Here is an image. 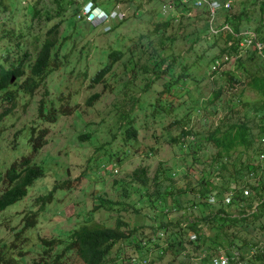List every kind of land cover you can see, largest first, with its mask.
<instances>
[{
  "label": "trees",
  "instance_id": "1",
  "mask_svg": "<svg viewBox=\"0 0 264 264\" xmlns=\"http://www.w3.org/2000/svg\"><path fill=\"white\" fill-rule=\"evenodd\" d=\"M39 1L28 0L23 6L30 18L42 16V6L38 5ZM52 1L53 7L51 10L44 9V17L46 19L56 18L44 29V36L35 50L32 60L28 63L27 73H24L22 67V60L27 57L25 51L16 58L15 63H10L9 66L0 65V89H3L4 97L9 101V106L0 111V116L14 104V93L12 88H7L8 83L12 82L18 88L31 94L52 69L63 64L64 52L60 53V47L65 38L57 40L56 35L58 26L65 16L74 15L76 18L86 21L79 14L80 5L84 0ZM91 1L105 11L117 5V9L122 12V17L116 20L112 19L110 22L113 23L106 30L101 27L105 33L114 31L113 42L105 44L108 47L105 51L107 61L102 60V63L89 75L91 83L101 82L103 85H107L112 74V65L125 52L134 53V59L130 60L129 58L130 62L123 69L127 78L121 86L124 87L125 92L129 93V99L133 103L150 89L155 90L157 94L153 100H146L144 104L149 113L152 112L151 115H155L157 118L162 116L161 110L168 112L179 105L172 106V100L178 96L177 93L182 88L180 83L185 79H194L189 76V67L201 55L196 52L194 57L188 60V52L195 51L202 42H207V34L209 36L219 34L224 38V46L219 48L218 54L209 58L207 62L223 54L237 55L241 47H244L238 45L237 38L226 30H221L213 35L209 34L206 22L207 12L203 7L195 8V13L191 17L180 14L174 18L171 10L164 14L160 13V5L164 0H145L143 15L149 25L135 35L137 40L135 47L137 48L132 49L123 43L124 36H117V33L119 25H125L126 17L129 15L128 11L133 14V9L142 4H134L132 0ZM131 5L135 6L131 7ZM228 9H221L223 11L217 13L216 22L219 17H222V20L230 24L233 30H241L243 28L241 22L248 19V17L243 19L245 11L241 9L240 13L229 14ZM257 10L258 15L253 29L256 32H261L264 29V0L257 1ZM27 25L29 26V20ZM187 26L192 28L183 30ZM177 36L183 46L181 51L175 48ZM26 37L25 32V39ZM258 39L264 43V33L260 34ZM149 48L153 54H148ZM262 51L264 53V46H262ZM255 55V49L251 47L249 54L244 58L246 62L241 58L237 59L242 79L232 71L222 72L225 77L224 82L213 89V99L211 100L213 112H215L216 101L220 100V96L229 95L236 84L242 83L257 91L261 97L259 103L251 106L252 113H247V110H235L236 115L222 113L206 131H199L198 128L188 125V119L181 121V117H174L167 123L168 125L180 124L179 133L170 134L169 140L178 142V148L182 149V153L189 155L190 161L187 169H184L185 171L189 169V165L198 166L196 171L189 170L196 177V186L174 185L171 165L161 161L157 162L150 177L143 165L135 166L130 171V183L135 188H140L139 194L144 192L145 196L143 199L140 197L136 199L141 203L144 200L152 209L158 203V207L163 210L156 225L144 223L136 226L122 218L120 210L130 207L133 212H137L142 206H135L128 199L127 188L122 185L121 198L113 199L95 194L93 204L84 214L82 222L70 227L64 236L48 238L39 236L42 253L37 259H32L25 264H69L71 254L77 256L82 264H104L116 243H124L125 249H131L134 252L129 256V253L123 250L122 257H126L128 264H190L182 250L193 254L205 251L200 260L203 264H208V257L212 251L217 248L227 250L230 247L247 248L249 254L245 260L246 263L251 261L252 264H264V170L258 171V165L251 163V159L244 162L243 158H240L237 163L233 161L234 158L230 162L228 161L235 151L247 155L250 150V154L253 155L261 148L259 138L264 136V58L260 59L257 56V60H255L253 59ZM209 69L213 71L215 68L211 69L209 66ZM13 78L14 80H12ZM136 78L142 79V82L134 87L132 82ZM173 84L179 89L172 91ZM17 87L14 88L15 91ZM133 88H136L138 94H133ZM44 92L47 93L48 90ZM98 96V91L91 92L86 97L85 104L90 105ZM233 100L237 101L238 98L230 97L226 100L231 110ZM43 105L44 100L41 97L38 100L37 114L46 122L54 121L57 113H63V110L55 111L53 106L44 109ZM64 111L66 112L68 109H64ZM126 111L128 110H125L120 117H125ZM184 114L187 115L188 112L185 111ZM130 120H132L131 117L125 123L118 124V126L122 125L120 132L125 139L134 137L137 131L130 124ZM47 128L46 125L37 127L35 123L29 126L28 139L31 142V153L44 144ZM79 135L85 137L88 134L84 132ZM179 136H181V140L178 139ZM151 149V146H147L144 154H148ZM252 155L250 157H253ZM203 156L207 157V165L212 168L211 173L202 166ZM114 158H118L117 155ZM107 168L111 172L117 171L116 167L112 165ZM250 169L254 170L256 177H249ZM43 174L42 165L35 162L29 153L21 154L17 159L11 160L0 174V182L4 183L3 188L0 189V210L20 199L26 193L27 186L36 177ZM215 177L219 178L218 184L214 182ZM70 181V178H66L60 182L52 183L46 192L37 194L34 198L38 204L37 209L40 210L44 204L51 202L53 191L69 184ZM148 183L152 184V190L146 192ZM242 186L248 189L247 194L242 193ZM228 188L233 190L232 195L229 201L223 202L220 200V196ZM188 189H195L191 198H181L180 194ZM209 196H215L217 199L208 201ZM167 197L170 200L168 203H166ZM167 204L172 208L162 206ZM197 204H203L205 209L200 212H191L193 207H197ZM100 207L116 211L111 225L92 220L93 211ZM182 209L184 212H181ZM38 210L28 209L22 214V224L15 230L14 237L22 230L36 225ZM145 227L148 228L147 231H145ZM191 233L194 234L193 238L189 237ZM220 244L227 247L218 246ZM8 245L0 251V264H17L18 258L22 255V249L17 250V255H14ZM153 251L155 252L153 253ZM239 253V258L242 259V254L240 251Z\"/></svg>",
  "mask_w": 264,
  "mask_h": 264
},
{
  "label": "rangeland",
  "instance_id": "2",
  "mask_svg": "<svg viewBox=\"0 0 264 264\" xmlns=\"http://www.w3.org/2000/svg\"><path fill=\"white\" fill-rule=\"evenodd\" d=\"M27 1L0 0V65L9 66L10 63H15L16 58L25 51L27 57L22 60L24 73H27L28 63L32 60L44 36V29L56 18L46 19L44 17V9L51 10L53 7L52 0H40L38 5L42 6V16L34 18H30L27 11L23 9ZM144 1L132 0L134 4L142 5L134 8L133 14L128 11L129 15L126 17L125 25H119L117 36H124L123 43L132 49L137 48L135 47L137 44L135 35L149 25L143 15ZM257 1L229 0L230 5L227 12L229 14L240 13L243 9L245 11L243 19L246 17L248 19L241 20L242 29H253L258 15ZM177 9L178 7H175L171 12ZM221 11L223 10L218 9L215 17ZM194 13L195 11L191 10L189 16L191 17ZM28 20L29 26L27 25ZM111 20L108 23H113L110 22ZM217 20L221 21L222 17ZM101 27L102 23L92 25L89 20L86 22L74 15L65 16L58 26L56 35L57 40L65 38L60 47V53L64 52L63 64L52 69L31 94L18 88L12 82L8 83L7 88H12L14 93V104L0 116V174L11 160L28 153L35 162L42 165L44 170L42 176L36 177L27 186L26 193L20 199L0 210V251L4 250L8 244L14 255H17V250L22 249V255L18 258L17 264H25L32 259H37L42 253L39 236L46 238L64 236L70 227L82 222L84 214L93 204L95 194L113 199L121 198L122 185L127 188L128 199L135 206L142 205L137 212H133L130 207L120 210L122 218L136 226L144 223L156 225L163 210L158 207L157 202L155 209L154 207L152 209L144 200L141 203L136 199L137 197L143 199L145 196L144 192L139 194L140 188H135L130 183L132 168L143 165L150 177L157 162L161 161L171 165L173 184L182 186H196V177L189 170L198 169V166L189 165V169L184 170L189 164V155L182 153V149L178 148V142L169 140L170 134L179 133L180 124L168 125L167 123L174 117H181V121L188 119V125L198 128L199 131H206L222 113L236 115L235 110H247V113H252L251 106L260 102L261 97L257 91L245 84H236L229 95L220 96V100L216 101V111L213 112V102H211L213 89L224 82L225 77L222 72L232 71L242 79L237 59L241 58L246 62L244 58L249 54L251 47H241L237 55L223 54L220 57H214L219 61V66L210 71V62L214 58L211 59L212 61H207L218 54L219 48L224 46V38L219 34L213 36L207 34V42H202L195 51L188 52V60L193 58L196 52L201 55L189 67V76L194 79H185L180 83L182 88L178 91V96L172 100V106L179 105L168 112L161 110L162 116L157 118L151 115L152 112L149 113L144 104L146 100H153L157 94L155 90L150 89L133 103L129 99V93L125 92L124 87L121 86L127 78L123 69L130 60L134 59V53L125 52L112 65V74L107 85L101 82L91 83L89 75L102 63V60L107 61L105 51L108 47L105 44L113 42L114 31L105 33ZM190 27L187 26L183 30H189L192 28ZM255 33L258 37L264 33V29L261 32L255 31ZM179 40L177 36L175 48L181 51L183 46ZM148 54H153L150 48ZM255 54L253 59L257 60V56L262 59L256 51ZM15 80L18 81V79ZM141 82L142 79L136 78L132 83L135 87ZM173 85L172 91L179 89L175 84ZM2 90L0 89V111L9 106V101L4 97ZM46 90H48L47 93L44 92ZM93 91L99 92L98 98L90 105L85 104L86 97ZM132 92L138 94L136 88H133ZM41 97L44 100V109L53 106L57 112L63 110V113H57L56 119L52 122H46L37 114L38 100ZM162 97H164L163 94ZM230 97L238 98L237 101L233 100L232 110L226 102ZM64 109L68 111L65 112ZM125 110H128L127 115L120 117ZM185 111L188 112L187 115L184 114ZM129 117L132 118L130 124L137 131L134 137L125 139L120 132L122 125L118 126V124L125 123ZM32 123L37 124V127L48 126L44 144L33 153H31V142L28 139L29 126ZM84 132L89 136L79 135ZM178 139L181 140V136ZM147 146H151L152 149L145 155L144 150ZM250 153L248 150L247 155H242L235 151L228 161L234 158L233 161L237 163L238 159L243 158L244 162L251 159V163H254L256 152L253 155ZM115 155L118 158H114ZM251 155L253 157H250ZM207 163V157L203 156L202 166L211 173L212 168ZM111 165L116 167V172H111L107 168ZM66 178L71 179L70 183L55 189L52 193V201L38 210L35 196L46 192L52 183ZM214 182L218 184L219 178L215 177ZM3 186L4 183L0 182V189ZM150 190H152V184L148 183L146 192ZM194 192L195 189H188L181 193L180 197L189 199ZM168 202H170L169 197L166 198V203ZM162 206L171 207L169 204ZM28 209L38 210L36 225L22 230L14 237L15 230L22 224V214ZM203 209H205L203 204H197L191 212H200ZM115 212L114 209L97 208L93 211L92 220L111 225ZM181 212H184V209ZM147 230L148 228L145 227V231ZM218 246L227 247L222 244ZM238 249L242 254L240 264H252L251 261L245 262L249 254L248 249L245 247ZM123 250L128 252L129 256L134 253L131 249H125L124 243H116L104 264H128L126 257H122ZM69 264L82 263L77 256L71 254Z\"/></svg>",
  "mask_w": 264,
  "mask_h": 264
},
{
  "label": "built area",
  "instance_id": "3",
  "mask_svg": "<svg viewBox=\"0 0 264 264\" xmlns=\"http://www.w3.org/2000/svg\"><path fill=\"white\" fill-rule=\"evenodd\" d=\"M117 6V5H116ZM114 6L110 8L108 11L100 8L99 6L95 5L91 0H84L79 8V14L84 18L89 20L92 24L102 23V29L106 30L110 23H108L111 19H119L122 17V12ZM179 6V7H178ZM175 7L178 9L174 12V18L179 16L180 14L189 15L191 10L195 8L203 7L206 9L207 12V26H208V33L213 35L221 30L228 31L231 35L237 38L238 45L241 46H250L255 49V51L264 58V53L262 51V43L256 36V33L252 29H242L235 31L233 30L225 20H221L216 22L215 14L218 9H227L229 7V0H164L163 3L160 5V13L164 14L168 10H172ZM219 66V61L214 59L211 62V69L216 68ZM260 143V150L255 154L254 164L258 165V171L264 170V136L259 138ZM249 177H256V173L254 170L250 169L248 171ZM241 191L243 194L248 193V189L246 187H241ZM233 190L228 188L221 196L220 200L223 202H227L230 200V196L232 195ZM217 199L215 196H209L208 201H214ZM190 238L194 237V234H189ZM205 251H201L198 254H193L191 252H186L182 250L183 254H186L187 260L190 264H203L200 260L201 256L204 255ZM212 254L208 257V264H240L242 259L239 258L240 253L239 250L230 247L229 249L225 250L223 248H217L216 250L211 252ZM144 262V259H142Z\"/></svg>",
  "mask_w": 264,
  "mask_h": 264
},
{
  "label": "clouds",
  "instance_id": "4",
  "mask_svg": "<svg viewBox=\"0 0 264 264\" xmlns=\"http://www.w3.org/2000/svg\"><path fill=\"white\" fill-rule=\"evenodd\" d=\"M95 5H97V6H99L98 4H96V3H94ZM100 7V6H99ZM100 8H102V7H100ZM103 9V8H102Z\"/></svg>",
  "mask_w": 264,
  "mask_h": 264
}]
</instances>
